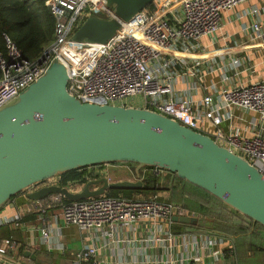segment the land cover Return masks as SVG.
I'll return each instance as SVG.
<instances>
[{
  "label": "built area",
  "instance_id": "built-area-1",
  "mask_svg": "<svg viewBox=\"0 0 264 264\" xmlns=\"http://www.w3.org/2000/svg\"><path fill=\"white\" fill-rule=\"evenodd\" d=\"M248 1L162 0L159 6L156 0L155 11H139L106 42L80 43L71 37L87 17L112 15L105 10L107 0H46L56 19L55 39L40 58H27L12 36L4 34L6 50L0 51V108L43 76L57 58L69 72L67 90L80 101L136 107L134 98L142 96V107L212 136L264 173V77L249 82L236 80L229 85L212 84L211 92L197 100L195 93L181 94L176 88L179 82H185L189 83V90L197 92L200 80L208 74L201 68L202 61L190 63L179 52L203 48L204 37L215 42L224 25V13ZM171 3L178 4L180 13L170 10ZM168 12L174 17H168ZM247 14L258 16L260 10L253 6ZM248 27L254 29L255 36L264 35L258 19ZM236 107L256 113L249 127L233 123ZM204 118L210 127L203 123ZM212 126L214 131L210 134ZM109 165L125 166L133 173V181L144 182L148 172L158 178L169 173L164 168L146 166L135 174L127 162L103 166ZM104 168L90 166L95 173L92 178L104 177ZM58 177L47 179L43 186L60 184ZM74 183L78 182L66 186L80 191L72 189ZM27 205L38 214L43 225L39 228L41 240L51 251L66 250L60 242L63 226L74 224L86 231L85 244L66 264H100L101 256L110 264H218L225 253L234 252V245L221 235L175 232L172 216L196 215L184 203H176L158 191L132 196L106 191L101 196L67 202L62 195L52 193L42 200L28 199ZM23 215L14 216L1 209L0 225L19 222ZM59 221L62 225H58ZM21 247L12 236L0 237V264H23ZM107 250H118L119 256L106 254Z\"/></svg>",
  "mask_w": 264,
  "mask_h": 264
},
{
  "label": "water",
  "instance_id": "water-1",
  "mask_svg": "<svg viewBox=\"0 0 264 264\" xmlns=\"http://www.w3.org/2000/svg\"><path fill=\"white\" fill-rule=\"evenodd\" d=\"M155 1L107 0L112 15L87 17L71 38L106 42ZM68 81L66 65L54 58L43 76L0 108V210L20 194L38 201L58 193L76 201L110 189H143L141 180L107 176L88 179L80 191L61 184L34 187L68 171L130 162L137 172L164 168L264 226V173L245 157L151 108L82 102L67 90ZM172 220L198 223L190 215ZM24 253L35 258L31 250Z\"/></svg>",
  "mask_w": 264,
  "mask_h": 264
},
{
  "label": "crops",
  "instance_id": "crops-1",
  "mask_svg": "<svg viewBox=\"0 0 264 264\" xmlns=\"http://www.w3.org/2000/svg\"><path fill=\"white\" fill-rule=\"evenodd\" d=\"M158 4L161 6L162 0H159ZM253 6H257L260 10L258 16L247 14ZM170 10H174L173 12L175 13H180V7L177 3H171ZM241 15L242 18L240 17ZM167 16L170 18L174 17L171 12H168ZM256 19L260 21L261 28L264 30V0H250L240 4L231 11L225 12L223 18L224 25L216 37L217 40L215 42H211L210 37H204L202 38L203 48L191 52L180 51L179 54L182 57L188 58L190 63L202 61L201 68L208 73L200 80L201 85L197 92L196 90H189V83L179 82L176 88L180 89V93L185 95L195 93L194 98L197 100L204 94L211 92L212 84L218 86L229 85V83L235 82L236 80L249 82L264 77V35L262 37H257L255 36L254 29L249 27L246 28V25L251 24ZM143 105V98H141V102L137 103L135 106L142 107ZM233 112L235 114L233 123L241 125L244 128L249 127V121L256 116V113L254 114L253 112L246 111L241 107H236ZM203 123L210 127V122L206 118L203 119ZM213 131L214 129L212 126L210 128V134H212ZM133 169L136 174V166L135 168L133 167ZM127 172L128 174L126 176L118 180H131L133 173L129 171ZM175 177L176 176L171 172L164 174V176L158 178V188L162 186L164 187L167 184V192L164 189L163 191L169 195L171 193L172 195L175 187ZM190 190L196 192L192 189H189V191ZM143 192L145 191L136 190L132 194H143ZM27 200L28 198L25 194H20L13 198V204H10V206L7 205L3 208L5 212L14 216L21 213H24V215L19 222L13 221L8 224L0 225V237L12 236L24 246V252L31 250L32 253L35 254V258H33L31 255L25 256L24 253L23 264H52V262L66 264L73 260L75 253L85 244L84 242L87 235L86 231L74 224L63 226L60 242L65 245L66 250H49L47 244L43 243L41 240L39 231V228L43 226L41 225V220L39 219L38 214L34 213V210L30 209V206L27 205ZM55 211L60 213L59 209H56ZM60 222L61 221L58 222V225H62ZM55 224L56 222L54 221L53 225ZM172 229L175 232L189 231V226L184 223L180 224L175 222ZM206 232L213 233L209 231ZM192 233H194V231ZM213 234L221 235L224 239L228 240L227 242L234 245L233 239L228 235L223 233ZM118 252V250L116 252L107 250L106 254H111V256L116 254V257H118ZM99 262L100 264H110L104 256L100 257ZM217 263L254 264V262L241 263L236 255H231L230 253H225L224 256H222L221 261H218ZM112 264L116 263L113 262ZM259 264H264V256Z\"/></svg>",
  "mask_w": 264,
  "mask_h": 264
},
{
  "label": "trees",
  "instance_id": "trees-1",
  "mask_svg": "<svg viewBox=\"0 0 264 264\" xmlns=\"http://www.w3.org/2000/svg\"><path fill=\"white\" fill-rule=\"evenodd\" d=\"M145 10L149 12L155 11L156 3L150 4ZM55 20V16L46 5V0H0V51L4 53L6 50L4 39V34L6 33L12 36L24 56L32 60L40 58L45 48L55 39ZM127 163L132 166L134 165L130 162ZM99 167L104 168L103 165ZM89 168L90 167H85L84 169L68 171L60 176L61 179L59 183L64 186L73 182H78L80 184L85 183L89 178L95 177L94 170L91 169L90 171ZM157 183L158 177L148 172L144 179V188L142 190H136L156 192L159 189ZM174 184L175 191L182 188L184 190L186 188L196 191L192 192L190 190L191 194L197 199L188 196L187 199H191L194 203L187 205V207L191 211H196L194 208H199L201 211L197 213L200 217H198L197 224L188 225L189 227H196L197 231H205L207 227H210L213 229V233L228 235L234 242L233 254L240 259L241 263H260L264 255V226L262 224H254L252 220L236 212L223 201L218 200L201 187L199 188L187 182L185 179L175 177ZM136 190L110 189L109 193L111 195L126 194L132 196V193ZM64 201L67 202L68 199L64 198ZM209 209L212 210V213H216L217 216L221 214L224 218L218 220V217H214L209 220L212 224L207 225L206 223H210L206 221V213ZM227 210H229V212ZM244 244H248L250 246L249 248L254 250V253L250 254L252 258L251 261H247L240 255V248L243 247ZM23 250L24 246L20 249L22 255L24 254Z\"/></svg>",
  "mask_w": 264,
  "mask_h": 264
},
{
  "label": "rangeland",
  "instance_id": "rangeland-1",
  "mask_svg": "<svg viewBox=\"0 0 264 264\" xmlns=\"http://www.w3.org/2000/svg\"><path fill=\"white\" fill-rule=\"evenodd\" d=\"M141 98H143V97L140 96V97H135L134 98L136 104L141 102ZM143 100H144V98H143ZM129 166L132 167V168L134 167L132 165H129ZM104 167H105L104 170L102 169L103 173H104V176L107 175V177H108V179L110 181H117L118 179H121V178H123L124 176H126L128 174L125 166L118 167V166H114V165H109V166H104ZM60 179H61L60 176L58 178H56V180H60ZM71 186H72V189H74V190H82L83 189V186H81L80 183H74ZM163 189L167 192V184L164 187L163 186L160 187L157 191L160 192V193L165 194L168 199H170V200H172V201H174L176 203H184L186 207H187V205L194 203L193 201H191V199H187V196H190L191 198L197 199L191 194V191H189V189H186V188H185V190L184 189H179L177 191L174 190L172 195H171V193H170V195L165 193L163 191ZM194 209L196 210V211H193L195 213V215L197 217H200V215L198 213L201 210L199 208H194ZM204 211H206V210H204ZM227 211L229 212V210H227ZM214 217H218V220H220L221 218H224V217H222L221 214L219 216H217L216 213H212V210L209 209L208 212L206 213V221H209V220H211ZM225 220L228 221L227 219H225ZM214 222H216V221H214ZM206 224L207 225H211L212 223L210 222V223H206ZM189 231L190 232H192V231L196 232L197 228L196 227H189ZM201 231H204V230H201ZM201 231H199V232H201ZM205 231L212 232L213 229H211L210 227H207V229ZM249 247L250 246L248 244H244V246L241 247L240 251H239L241 257L246 259L247 261H251L252 260V258L250 257V254L254 253V250L252 248H249Z\"/></svg>",
  "mask_w": 264,
  "mask_h": 264
},
{
  "label": "flooded vegetation",
  "instance_id": "flooded-vegetation-1",
  "mask_svg": "<svg viewBox=\"0 0 264 264\" xmlns=\"http://www.w3.org/2000/svg\"><path fill=\"white\" fill-rule=\"evenodd\" d=\"M45 184V181L43 183H40L39 185L34 186L35 188H41Z\"/></svg>",
  "mask_w": 264,
  "mask_h": 264
}]
</instances>
